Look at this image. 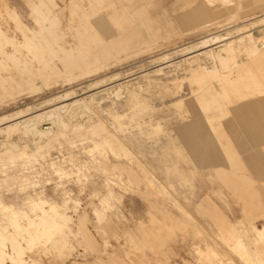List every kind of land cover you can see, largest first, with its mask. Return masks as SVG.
Wrapping results in <instances>:
<instances>
[{"label": "rangeland", "instance_id": "374dc122", "mask_svg": "<svg viewBox=\"0 0 264 264\" xmlns=\"http://www.w3.org/2000/svg\"><path fill=\"white\" fill-rule=\"evenodd\" d=\"M0 30L4 253L21 251V264H264V172L201 167L177 132L200 122L223 155L231 109H264V0H0ZM242 142L264 162V138ZM38 199L58 213L27 247L16 231L37 219ZM14 212L27 216L9 222Z\"/></svg>", "mask_w": 264, "mask_h": 264}, {"label": "crops", "instance_id": "0c3cea01", "mask_svg": "<svg viewBox=\"0 0 264 264\" xmlns=\"http://www.w3.org/2000/svg\"><path fill=\"white\" fill-rule=\"evenodd\" d=\"M210 73L211 72L195 70L194 73L189 75V78H200L211 75ZM130 104H127V106H130ZM263 110L262 105L259 103L236 105L231 109L230 113L233 116L234 123L229 125L226 131L219 133L217 136V140L220 142L219 148L224 151L223 155L219 153L218 148L214 146V144H210L211 142L209 141L210 138L208 135L210 131L207 132L201 128L200 122L197 123V126L191 128H180L177 132L182 140H184L183 142L186 144V148L195 156L196 164L201 167L222 161L231 167H247L254 172H264L262 170V168H264V162L260 161L259 157L250 151V147L242 142V139L246 138L249 139L250 145H255L259 139L264 138ZM131 116L133 117L134 114L132 113ZM228 140L232 144H230ZM125 151L127 152V150ZM239 152H247L246 157L240 159L237 155ZM128 154L131 156V153ZM178 158L181 160V155H179ZM115 167L118 166L116 165L113 168ZM181 211L186 214L184 210ZM258 231L260 232V230Z\"/></svg>", "mask_w": 264, "mask_h": 264}, {"label": "bare ground", "instance_id": "6f19581e", "mask_svg": "<svg viewBox=\"0 0 264 264\" xmlns=\"http://www.w3.org/2000/svg\"><path fill=\"white\" fill-rule=\"evenodd\" d=\"M86 11V10H85ZM66 24V23H65ZM251 24V23H250ZM248 26V25H247ZM250 32V31H249ZM0 34L2 35V32H1V30H0ZM246 34V33H245ZM245 34H243V35H245ZM249 34V33H248ZM242 35V34H241ZM210 38V37H209ZM212 39V38H211ZM211 45V44H210ZM192 49V48H191ZM190 48L189 49H187L186 51H190L191 50ZM252 51V50H251ZM255 51V50H254ZM191 53V52H190ZM254 53V52H253ZM201 54V53H200ZM243 54V53H242ZM204 55H206L207 56V53L206 54H204ZM194 60L195 61H197L198 60V54H196L195 56H194ZM78 61V60H77ZM227 64V63H226ZM157 69H160V68H157ZM157 72H159V70L157 71ZM112 80V79H111ZM65 84V83H64ZM47 87V86H46ZM121 91V90H120ZM56 109V108H55ZM56 111V110H55ZM58 111V110H57ZM64 112V111H63ZM263 112H264V110H263ZM51 113V112H50ZM50 115V114H49ZM56 115V114H55ZM60 116V115H59ZM23 117V116H22ZM53 117H54V115H53ZM61 117V116H60ZM57 118V117H56ZM12 120V119H11ZM14 120V119H13ZM13 120H12V122H13ZM57 120H59V119H57ZM10 121V120H9ZM24 121V120H23ZM27 121V120H26ZM26 121L25 122H22V121H19V126H22V128H23V130H24V132L27 134V135H31V133H34V132H32L31 131V128H30V123H26ZM52 121V120H51ZM54 122V121H53ZM7 123H8V121H7ZM62 124V123H61ZM3 125V124H2ZM59 126V125H58ZM31 127H32V124H31ZM17 128V127H16ZM33 128V127H32ZM34 129V128H33ZM235 130V129H234ZM34 131H35V129H34ZM38 132V131H37ZM20 133H22L21 131H20ZM25 134H23V137H25L24 136ZM234 135V134H233ZM31 137V136H30ZM234 137V136H233ZM236 137V136H235ZM237 139V138H236ZM184 141V140H183ZM238 143V142H237ZM242 143V142H241ZM245 144V143H244ZM235 145V144H234ZM228 146V145H227ZM226 146V147H227ZM187 147V146H186ZM228 149V148H227ZM243 149V148H242ZM245 149V148H244ZM123 150H125V149H123ZM229 150V149H228ZM247 150V149H246ZM240 151V150H239ZM244 151V150H243ZM248 151V150H247ZM27 152V151H26ZM33 156V155H32ZM231 156V155H230ZM25 157V156H24ZM23 160V159H22ZM193 165V164H192ZM187 183V182H186ZM164 188V187H163ZM30 197V196H29ZM37 198V197H36ZM27 200V199H26ZM45 200V199H44ZM44 200H42V199H38V200H36V201H30L29 203H30V210L29 211H32V212H34V211H39V214L38 215H36L37 217V219H33V220H31V219H29L28 218V220H26L27 221V227L25 228H23V227H20V230H18V231H16V233H17V235H22V234H27V240H26V242H27V247L33 242V241H35L36 239H37V236H42V235H45V234H47L48 233V229H50V228H52L54 225L53 224H51V223H49V224H45L44 222L45 221H47L49 218H53L54 217V214L56 215L58 212H57V206H55V205H49V208L47 209V210H45V207H44V209H43V205H45V204H47V202H45ZM176 202V201H175ZM3 207H5L4 205H0V208H2L3 209ZM11 208V207H10ZM27 210V209H26ZM28 211V212H29ZM22 212V211H21ZM185 212V211H184ZM27 214H29V213H27ZM191 214V213H190ZM24 215H26L25 213L24 214H19V213H16V212H14V213H12L11 215H10V217H9V222L11 221L12 222V220H20V219H24L26 216H24ZM58 215H60V214H58ZM57 217H59V216H57ZM8 219V218H7ZM27 219V218H26ZM16 220H15V222H16ZM25 221V222H26ZM10 224V223H9ZM4 225H6V224H4ZM8 225V224H7ZM2 227V226H1ZM12 227H14V229H15V226H13L12 225ZM17 228V227H16ZM230 229V228H229ZM232 232V231H231ZM245 233V232H244ZM1 237V236H0ZM9 237V236H8ZM47 237H48V235H47ZM203 237V236H202ZM204 238V237H203ZM230 238V237H229ZM11 239H13V238H11ZM48 239V238H47ZM51 240V239H50ZM241 240V239H240ZM10 241V240H9ZM14 241V240H13ZM243 241V240H242ZM33 243H35V242H33ZM49 243V242H48ZM235 243H237L238 245H236V249H241L242 248V245L239 243V241H237V242H235ZM52 247V246H51ZM246 247V246H245ZM220 248V247H219ZM229 249H231L230 247H229ZM24 250H26V249H24ZM27 251V250H26ZM238 251V250H237ZM22 252L21 251H18V250H16V251H13V253H12V255L11 256H8L6 253H4L3 252V250L2 249H0V264H21V263H25V261L23 260V256H22ZM255 261H256V259H255ZM234 263V262H233ZM252 263V262H251ZM253 263H254V261H253ZM236 264V263H235Z\"/></svg>", "mask_w": 264, "mask_h": 264}]
</instances>
